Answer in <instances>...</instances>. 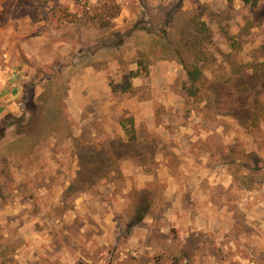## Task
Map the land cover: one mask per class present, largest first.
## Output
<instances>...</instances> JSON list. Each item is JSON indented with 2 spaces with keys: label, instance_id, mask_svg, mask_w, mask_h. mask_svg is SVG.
<instances>
[{
  "label": "rangeland",
  "instance_id": "rangeland-1",
  "mask_svg": "<svg viewBox=\"0 0 264 264\" xmlns=\"http://www.w3.org/2000/svg\"><path fill=\"white\" fill-rule=\"evenodd\" d=\"M0 264H264V0H0Z\"/></svg>",
  "mask_w": 264,
  "mask_h": 264
},
{
  "label": "trees",
  "instance_id": "trees-1",
  "mask_svg": "<svg viewBox=\"0 0 264 264\" xmlns=\"http://www.w3.org/2000/svg\"><path fill=\"white\" fill-rule=\"evenodd\" d=\"M244 4H251L255 5L258 0H241ZM119 13V7L116 4H104L101 8V13L99 14V22L102 27H107L109 21L107 19L114 18ZM107 17V19L105 18ZM194 31L196 35V39L200 40L201 32L206 31V28L204 27V23H199L198 21H194ZM199 42V41H198ZM138 66L142 68L143 71H146V65L141 60L138 62ZM201 70L196 65H189L186 66V80H185V90L186 95L191 98H197L199 92H200V80H201ZM135 76L138 75V72L134 73ZM122 91H126L130 89V84L127 83L125 85L121 86Z\"/></svg>",
  "mask_w": 264,
  "mask_h": 264
}]
</instances>
